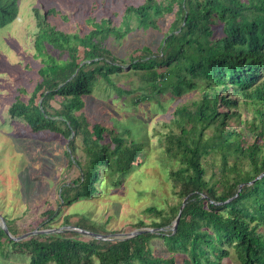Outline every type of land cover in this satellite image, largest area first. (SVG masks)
Returning a JSON list of instances; mask_svg holds the SVG:
<instances>
[{
  "label": "trees",
  "instance_id": "1",
  "mask_svg": "<svg viewBox=\"0 0 264 264\" xmlns=\"http://www.w3.org/2000/svg\"><path fill=\"white\" fill-rule=\"evenodd\" d=\"M20 9L21 0H0V29ZM33 12L40 80L9 113L35 132L68 140V165L79 175L61 183L60 206L95 196L102 170L118 187L141 167L145 147L128 137L129 129L89 124L86 99L97 90L112 88L121 97L141 91L130 98L133 105L162 107L163 96L190 90L200 98L176 108L165 135L166 152L179 162L170 170L178 202L146 209L159 221L140 219L135 234H123L70 217L54 230L50 222L59 210L47 211L32 231L4 217L0 264H223L232 252L235 264H264V0H144L125 9L120 26L90 19L92 30L83 35L58 30L50 21L60 13L54 7ZM168 16L173 21L164 31ZM136 29L159 33L156 49L144 45L126 58L113 52L111 40ZM122 76L133 77V85L136 78L138 86L125 89L118 84ZM246 111L251 118H243ZM232 121L239 127L229 126ZM157 238L165 252L154 248Z\"/></svg>",
  "mask_w": 264,
  "mask_h": 264
},
{
  "label": "rangeland",
  "instance_id": "2",
  "mask_svg": "<svg viewBox=\"0 0 264 264\" xmlns=\"http://www.w3.org/2000/svg\"><path fill=\"white\" fill-rule=\"evenodd\" d=\"M108 2L21 0L20 15L16 21L0 29L1 224L4 217H8L15 219L21 230L32 231L47 218V211L59 210L50 222L54 230L64 229V219L70 217L72 221L86 219L96 225V230L105 228L110 232L129 234L137 230L135 225L140 219L147 224L160 220L155 213L147 212V208L153 206L167 210L178 202L170 170H176L179 162L166 152L165 135L172 127L176 108L182 105L192 107V102L200 98L199 91L190 90L175 97L165 95L162 107L156 101L142 105L131 104L130 98L141 91L124 93L121 97L114 89L102 87L92 98H87L85 111L90 125L99 122L114 126L120 132L129 129L131 133L126 136L143 143L145 151L139 159L141 167L128 175L122 185L113 186L107 171L102 170L103 181L99 192L90 199H81L69 206H60L58 203L61 183L79 175L74 167L68 165V140L54 132H35L25 121L13 118L9 113L10 106L18 99L28 101L40 80L38 72L42 62L40 57H36L34 47L38 30L33 8L38 7L45 12L54 7L60 13L50 21L58 30L83 35L92 30L88 22L90 19H110L114 26H120L125 9L130 5H141L144 0ZM172 21L173 17L168 16L161 28L166 31ZM160 39L159 33L136 29L121 40L112 39L110 47L117 55L126 58L134 49L144 45L156 49ZM135 80L133 85V77L122 76L118 84L133 90L138 86ZM58 102L53 101L52 106L58 108ZM251 117V113H244V119ZM229 126L237 128L239 124L232 121ZM207 132L211 135V130ZM78 143L82 146L80 140ZM219 159L216 157V163ZM208 161L215 160L210 158ZM207 169L210 177L215 170L210 164ZM154 242L158 252L166 251L162 239L157 238ZM235 261L236 256L232 252L230 258H225L222 263L235 264Z\"/></svg>",
  "mask_w": 264,
  "mask_h": 264
},
{
  "label": "water",
  "instance_id": "3",
  "mask_svg": "<svg viewBox=\"0 0 264 264\" xmlns=\"http://www.w3.org/2000/svg\"><path fill=\"white\" fill-rule=\"evenodd\" d=\"M183 208H184V205H182V207H181V209H180V211H179V214H178L177 220H176L175 225H174V228H175V229L177 228V226H178V224H179V221H180V218H181V215H182ZM3 225H4V227H5V230H7V228H6V224H5V221H4V220H3ZM132 234H135V233H132Z\"/></svg>",
  "mask_w": 264,
  "mask_h": 264
}]
</instances>
